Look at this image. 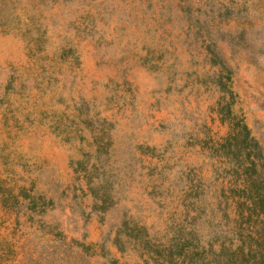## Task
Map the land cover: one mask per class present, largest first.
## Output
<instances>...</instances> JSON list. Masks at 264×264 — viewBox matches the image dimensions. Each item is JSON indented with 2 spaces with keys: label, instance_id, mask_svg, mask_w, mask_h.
Wrapping results in <instances>:
<instances>
[{
  "label": "rangeland",
  "instance_id": "obj_1",
  "mask_svg": "<svg viewBox=\"0 0 264 264\" xmlns=\"http://www.w3.org/2000/svg\"><path fill=\"white\" fill-rule=\"evenodd\" d=\"M219 100L264 154V0H0V264H264Z\"/></svg>",
  "mask_w": 264,
  "mask_h": 264
},
{
  "label": "trees",
  "instance_id": "obj_2",
  "mask_svg": "<svg viewBox=\"0 0 264 264\" xmlns=\"http://www.w3.org/2000/svg\"><path fill=\"white\" fill-rule=\"evenodd\" d=\"M210 52L215 51L213 49L210 50ZM212 64H218L222 67L224 66L223 62L217 60H213ZM226 91L232 93L229 88H227ZM231 102L232 100L223 102L221 104V100L217 101V111L221 114V119H227L229 121L230 131L225 137L222 138V140L218 144V148L216 149H218L219 151L218 156H221L223 158L230 157L233 160L230 169L234 171V173L236 174V178L239 181V186L235 194L239 197L237 201L239 207L244 205L249 210V212H255L258 220H260L263 224L264 154L260 147L259 141L250 133V129L248 128L246 123L243 122V119L233 114ZM136 239H139V244H148L147 240L144 238ZM261 239H264V236H261L260 238L258 237L260 243ZM149 247L150 246H145V248L147 249H149ZM190 251L188 257L191 260V264H227L225 260L221 261V258L218 260H213V262L211 263V260L206 259L205 256L200 258L196 257V253H199L197 245H194V249L192 248ZM259 251L261 254H264V248H259ZM262 256L264 259V255ZM231 264H234L233 260H231Z\"/></svg>",
  "mask_w": 264,
  "mask_h": 264
}]
</instances>
